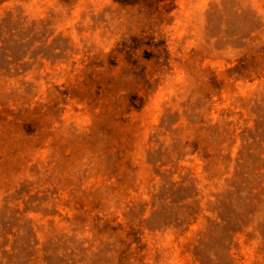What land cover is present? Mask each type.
Instances as JSON below:
<instances>
[{
    "label": "rangeland",
    "instance_id": "rangeland-1",
    "mask_svg": "<svg viewBox=\"0 0 264 264\" xmlns=\"http://www.w3.org/2000/svg\"><path fill=\"white\" fill-rule=\"evenodd\" d=\"M0 264H264V0H0Z\"/></svg>",
    "mask_w": 264,
    "mask_h": 264
}]
</instances>
